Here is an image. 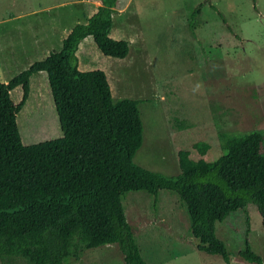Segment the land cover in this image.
Listing matches in <instances>:
<instances>
[{"label":"rangeland","instance_id":"obj_1","mask_svg":"<svg viewBox=\"0 0 264 264\" xmlns=\"http://www.w3.org/2000/svg\"><path fill=\"white\" fill-rule=\"evenodd\" d=\"M78 1L0 0L1 81L61 49L64 33L87 19L96 0ZM203 1L116 0L111 33L129 41L128 54L105 55L90 35L76 51L81 68L106 70L113 100H139L143 139L133 159L167 175L180 173V149L212 160L222 153L221 134L264 132V0H206L197 11ZM48 90L46 72L34 73L18 113L20 135L28 143L62 132ZM200 140L210 143L205 154L194 147ZM122 203L147 264H227L221 255L197 248L186 205L175 191L160 189L156 196L128 190ZM215 226L229 264H256L239 255L246 238L264 258L256 204L230 212ZM64 264L125 263L118 245L107 243Z\"/></svg>","mask_w":264,"mask_h":264},{"label":"trees","instance_id":"obj_2","mask_svg":"<svg viewBox=\"0 0 264 264\" xmlns=\"http://www.w3.org/2000/svg\"><path fill=\"white\" fill-rule=\"evenodd\" d=\"M98 1L85 21L65 32L60 50L0 80V259L5 264H64L85 249L116 243L125 264H147L122 197L128 190L157 196L168 189L186 205L197 248L229 264L216 221L252 202L264 226V132L221 134L222 153L212 160L194 159L188 149H180L177 175L137 164L133 158L143 139L139 100H113L106 70L81 68L76 56L89 35L105 55L122 58L129 52V41L111 33L116 0ZM39 71L46 72L62 132L28 143L20 135L18 113ZM194 147L205 154L210 143L200 140ZM239 255L264 262L247 238Z\"/></svg>","mask_w":264,"mask_h":264},{"label":"crops","instance_id":"obj_3","mask_svg":"<svg viewBox=\"0 0 264 264\" xmlns=\"http://www.w3.org/2000/svg\"><path fill=\"white\" fill-rule=\"evenodd\" d=\"M83 1H84V0H83ZM78 2H81V0H79ZM199 3H200V2H198V4H199ZM92 4H93V6H94V5H98V4H99V1L96 0L95 3L92 1ZM198 4H197V5H198ZM200 10H201V8H200ZM80 22H81V21H80ZM64 34H65V33H64ZM63 36H64V35H63ZM62 38H63V37H62Z\"/></svg>","mask_w":264,"mask_h":264}]
</instances>
